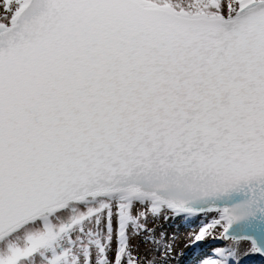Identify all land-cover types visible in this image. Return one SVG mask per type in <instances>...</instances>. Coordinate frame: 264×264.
I'll list each match as a JSON object with an SVG mask.
<instances>
[{
  "label": "snow or ice",
  "instance_id": "snow-or-ice-1",
  "mask_svg": "<svg viewBox=\"0 0 264 264\" xmlns=\"http://www.w3.org/2000/svg\"><path fill=\"white\" fill-rule=\"evenodd\" d=\"M161 218L264 257V0H0V264H161Z\"/></svg>",
  "mask_w": 264,
  "mask_h": 264
},
{
  "label": "rangeland",
  "instance_id": "rangeland-1",
  "mask_svg": "<svg viewBox=\"0 0 264 264\" xmlns=\"http://www.w3.org/2000/svg\"><path fill=\"white\" fill-rule=\"evenodd\" d=\"M186 222L179 219H164L161 218L154 222L150 223L151 227L156 229L157 234L164 233L167 239L163 242L164 247L161 248L160 255L158 259L161 261V264H199V258H192L193 253H197L200 255L202 250H206L211 253L215 247L224 246L227 242L225 241H214L211 237L206 241L201 242L200 248L191 250L192 246L189 243V236L191 234L192 229L185 224ZM182 241V246L179 245V242ZM171 245L170 251H167V255H165L167 245ZM247 250L248 245L243 244ZM148 247H155V245H142L141 251ZM243 254V255H242ZM178 256H185L186 261L180 260L178 261ZM188 257V258H187ZM241 259L242 262H247L243 264H249L254 262L256 264H264V259H262L257 254H244L241 250Z\"/></svg>",
  "mask_w": 264,
  "mask_h": 264
},
{
  "label": "bare ground",
  "instance_id": "bare-ground-1",
  "mask_svg": "<svg viewBox=\"0 0 264 264\" xmlns=\"http://www.w3.org/2000/svg\"><path fill=\"white\" fill-rule=\"evenodd\" d=\"M182 245H183V242L180 241V242H179V245H177V246L180 247V246H182ZM245 248H246V247L242 244V245H241V250L244 252V254H246V250H245ZM242 255H243V254H242ZM185 258H186L185 256H178V257H177L178 261H180V260L186 261ZM187 258H188V257H187ZM243 263H244V262H243Z\"/></svg>",
  "mask_w": 264,
  "mask_h": 264
}]
</instances>
